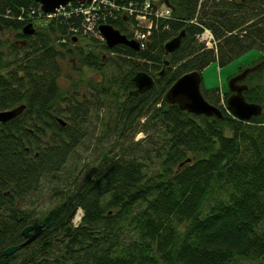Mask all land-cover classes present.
<instances>
[{"label":"trees","instance_id":"16d2710c","mask_svg":"<svg viewBox=\"0 0 264 264\" xmlns=\"http://www.w3.org/2000/svg\"><path fill=\"white\" fill-rule=\"evenodd\" d=\"M106 1L117 6L143 0ZM169 2L170 15L153 24L145 47L133 50L108 48L98 36L101 25L131 35L133 18L110 6H100L95 30L86 32L75 1L48 17L34 0H0V111L25 105L15 119L0 123V264H264V0ZM28 24L31 35L23 33ZM205 29L213 47L199 38ZM182 30L179 48L165 55V43ZM5 32L15 39L2 37ZM250 50L261 57L247 65L259 64L245 78L243 95L262 106L258 116L235 118L225 106L230 92L202 83L204 98L221 109V117L165 101L183 74L201 75L212 62L222 67ZM109 57L118 72L97 95L113 97L110 131L119 146H105L85 176L68 180L72 173L64 171L97 92L90 90L85 100L77 87L61 86L60 61L69 58L103 73ZM164 60L168 65L159 75ZM138 71L153 76L154 85L129 97ZM141 119L160 126L159 148L133 141ZM134 125L130 144H124ZM140 131L152 132L147 126ZM46 184L58 202L34 216L25 204ZM78 209L79 223L60 240ZM35 221L43 226L40 235L5 256L8 247L24 242L22 230Z\"/></svg>","mask_w":264,"mask_h":264},{"label":"rangeland","instance_id":"374dc122","mask_svg":"<svg viewBox=\"0 0 264 264\" xmlns=\"http://www.w3.org/2000/svg\"><path fill=\"white\" fill-rule=\"evenodd\" d=\"M70 4H72V2ZM1 36L10 38V40L15 39V36L13 34H9L8 32L2 33ZM260 57V52L257 50H250L222 67H219L216 62H212L201 72L202 87L205 89L218 88L221 92H225L228 89L229 78L237 73L240 67L244 68L245 66L258 60ZM106 59L103 73H97L93 69L86 66H81L79 68L78 65L75 62H71L69 58L60 61L62 69L59 84L63 87H77L79 93L85 96V100L90 90L93 93L94 91L97 92V95L99 88L102 87V84H110L114 74H117L118 72L115 64L113 63V58L109 57ZM110 86L112 88V84ZM100 94L97 95L99 99L95 97L93 104H91L88 109V113L85 116L84 121L80 124L82 137L79 141L78 147L76 148V152L68 161L66 166L67 171H64V174H68L69 172L72 173V175L67 177L68 180H73V176L76 177V180L81 176H85L87 173L86 169L97 164L105 146H111L112 148L116 145L119 146L118 142H115L116 137L111 135L110 131V128L113 126L112 118L116 115V111L111 110L113 97L110 99V96ZM124 97L125 94L122 93L121 100H123ZM85 100L83 101L85 102ZM100 101H103V103ZM120 124L121 123L117 121L115 126L119 127ZM138 125H140L138 130L135 125L131 128L132 130L127 129L130 132H128V136L124 144H130L129 138L136 129L137 132L134 134V142H139V146H143L151 142L153 143V147L155 149L159 148L162 141H160L157 136L159 134L157 130L161 129L158 128L160 126H152L151 123L145 119H141ZM141 126H147L152 132H148V135H146L143 131H140ZM115 149L116 148H114V150ZM150 162L151 160L149 163ZM51 186V184H46L45 187L36 194V197L27 200L25 205L29 210L34 212V216H40L45 210L58 202V200L51 197L54 192ZM81 216L82 211L81 209H78V212L73 217L71 224L77 225Z\"/></svg>","mask_w":264,"mask_h":264},{"label":"water","instance_id":"95a60500","mask_svg":"<svg viewBox=\"0 0 264 264\" xmlns=\"http://www.w3.org/2000/svg\"><path fill=\"white\" fill-rule=\"evenodd\" d=\"M40 5V8L44 12H54L58 8L65 6L71 1L85 2L90 0H34ZM164 4L171 7L169 0H163ZM99 31L105 40V44L108 48L116 45H126L133 50H138V44L129 40L124 34H121L117 29L113 28L111 25H101L99 26ZM24 34H33L34 29L32 24H28L23 28ZM185 30H182L178 35L169 40L164 45L165 55L172 54L175 52L184 37ZM168 65V60H164L163 67L159 75H162L165 67ZM259 64L247 67L243 69L240 73L232 76L228 81V90L231 92L226 100V107L230 113L239 120H249L253 116H258L262 112V106L256 103L247 102L244 98L243 91L247 89V85L243 83L249 72L254 71ZM135 85V89L130 91L128 96H137L138 94H143L154 85L153 76L147 74L146 72L138 71L132 77ZM242 82V83H240ZM202 77L197 71H192L183 74L177 80H175L165 93L164 99L168 104H175L182 111H186L195 115H204L207 117H221L223 115L221 109L215 105L210 104L203 96L201 92ZM25 105H19L12 109H7L0 111V123H6L10 120L15 119L19 116ZM61 124L65 122L61 119H57ZM74 212L70 213V217ZM43 226L37 221L33 224L26 226L21 235L24 237V242L8 247L4 254L5 256L11 255L24 246L33 242L42 232ZM72 233V226L67 222L65 232L60 237L63 240L65 237H70Z\"/></svg>","mask_w":264,"mask_h":264},{"label":"built area","instance_id":"2783aa9c","mask_svg":"<svg viewBox=\"0 0 264 264\" xmlns=\"http://www.w3.org/2000/svg\"><path fill=\"white\" fill-rule=\"evenodd\" d=\"M75 9L76 12L84 16V28L86 32L94 31L97 24V14L102 8L101 5L110 6L111 10H118L121 14H125L129 18H133L132 39L136 40L139 47H145V41L150 33V30L159 19L166 18L170 15L169 9H163L159 6L153 5L150 0H143L140 4L137 2H129L115 6L114 3H107L106 0H90L88 3H79ZM70 3L66 6L58 8L52 13H46L48 17H52L61 13ZM113 16L112 12H109ZM106 15V14H105ZM115 16V15H114ZM98 31V30H97ZM99 36V31L97 32ZM200 38L208 45H211L212 36L205 30Z\"/></svg>","mask_w":264,"mask_h":264},{"label":"flooded vegetation","instance_id":"af4514ba","mask_svg":"<svg viewBox=\"0 0 264 264\" xmlns=\"http://www.w3.org/2000/svg\"><path fill=\"white\" fill-rule=\"evenodd\" d=\"M242 70H243V69H242ZM242 70L238 71V72H237V73H235L234 75H236V74L240 73ZM230 94H231V93H230ZM230 94H229V95H230ZM228 97H229V96H228Z\"/></svg>","mask_w":264,"mask_h":264}]
</instances>
